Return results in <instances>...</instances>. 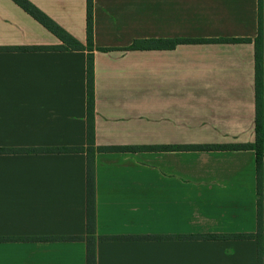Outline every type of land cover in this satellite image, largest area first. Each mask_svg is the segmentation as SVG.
I'll return each instance as SVG.
<instances>
[{
    "label": "crops",
    "instance_id": "crops-1",
    "mask_svg": "<svg viewBox=\"0 0 264 264\" xmlns=\"http://www.w3.org/2000/svg\"><path fill=\"white\" fill-rule=\"evenodd\" d=\"M86 44V0H29ZM258 0H94L97 264H258L253 43L124 51L135 40L251 39ZM61 42L0 0V48ZM87 52L0 51V264H86ZM167 148L152 151L149 148ZM109 236L135 237L104 240ZM165 237L150 240L147 237Z\"/></svg>",
    "mask_w": 264,
    "mask_h": 264
},
{
    "label": "trees",
    "instance_id": "trees-1",
    "mask_svg": "<svg viewBox=\"0 0 264 264\" xmlns=\"http://www.w3.org/2000/svg\"><path fill=\"white\" fill-rule=\"evenodd\" d=\"M31 16L36 22L43 26L47 31L53 34L61 44L58 46L44 47H7L0 48V51H58L87 52L86 66V90H87V131L86 146L75 148H51L32 151L51 152V153H84L86 155V237H64V238H36L37 241L63 240V241H83L86 244V264H97L96 246L99 240L96 237V167L95 160L97 153L126 151L134 148L128 147H99L95 141V70H94V52H111L112 48L94 47V0H86V44H82L64 28L57 24L52 18L32 4L29 0H11ZM205 43H253L254 45V63H255V142L252 144L236 145H199V146H181V151H240L252 150L256 155V178H257V230L252 234H196L180 235L176 239H220V238H243L256 239L258 249V264H264V0H258V34L254 40L251 39H220V40H195V39H148L135 40L124 51L133 50H158L174 49L180 44H205ZM152 151L167 148H149ZM29 149H3L0 148V154L29 153ZM135 237L109 236L102 238L104 240H128ZM165 237L150 236L147 239L158 240Z\"/></svg>",
    "mask_w": 264,
    "mask_h": 264
}]
</instances>
